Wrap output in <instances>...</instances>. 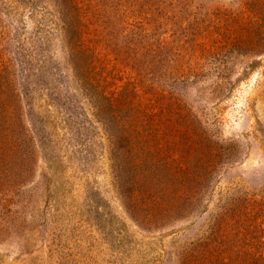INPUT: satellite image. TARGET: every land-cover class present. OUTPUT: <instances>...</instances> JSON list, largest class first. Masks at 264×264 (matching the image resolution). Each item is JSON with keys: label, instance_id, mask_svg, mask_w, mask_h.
<instances>
[{"label": "rangeland", "instance_id": "374dc122", "mask_svg": "<svg viewBox=\"0 0 264 264\" xmlns=\"http://www.w3.org/2000/svg\"><path fill=\"white\" fill-rule=\"evenodd\" d=\"M1 72L25 141L0 145V264H264V0H0ZM129 123L152 154L202 157L183 214L123 205Z\"/></svg>", "mask_w": 264, "mask_h": 264}, {"label": "trees", "instance_id": "16d2710c", "mask_svg": "<svg viewBox=\"0 0 264 264\" xmlns=\"http://www.w3.org/2000/svg\"><path fill=\"white\" fill-rule=\"evenodd\" d=\"M56 9L60 28L63 31V43L71 56L73 67L76 68V57L79 54L83 55L84 51L80 48V23L77 19H69L75 8L57 5ZM78 74L79 78H82V72L80 71ZM93 92L97 113L102 114L106 109H110L114 114L116 110L110 99L97 91V88H94ZM17 105L18 94L11 85V81L1 72L0 145L25 141L21 117L16 110ZM112 120L114 123L120 121V119H116V115L112 116ZM125 122L123 125L121 124L122 127ZM131 124L129 123L124 130L120 127L115 140V152L119 156L117 162L119 171L128 166L129 174L133 178V190L122 196L123 205L133 218L146 223L163 217L183 214L186 207L192 204L189 189L194 185L197 177H202L205 174L204 167H201L202 157L193 156L191 158L190 155H186V159L182 162L184 166H181L177 159L167 160L165 156L161 158L157 154H152L149 150V140L144 138L145 135L140 131L131 128ZM150 140H154V137H150ZM186 140L190 141L189 144L191 143V139L186 138ZM117 141H121L122 144ZM200 167L201 173L199 172ZM180 188L187 189L186 196L182 197L177 194ZM180 208L183 210L182 213H180Z\"/></svg>", "mask_w": 264, "mask_h": 264}]
</instances>
